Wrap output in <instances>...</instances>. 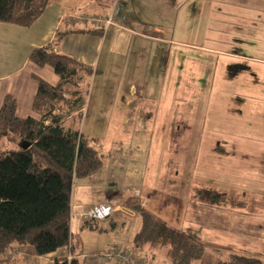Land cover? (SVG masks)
<instances>
[{"label": "rangeland", "instance_id": "1", "mask_svg": "<svg viewBox=\"0 0 264 264\" xmlns=\"http://www.w3.org/2000/svg\"><path fill=\"white\" fill-rule=\"evenodd\" d=\"M186 1L183 0L179 8H184ZM191 6L192 4H188L184 12ZM263 7V1L257 2L258 10ZM187 14L191 16L192 13L188 11ZM193 15L192 17L195 16ZM160 19L163 27L164 19ZM151 20L156 23L155 18ZM202 20L207 27L216 26V22L209 19V14ZM190 22L192 25H200L201 20L195 18ZM187 29L185 19L180 16L177 30L169 33L167 28L168 35L160 36L168 43L166 47L162 45L159 52L151 51L150 41L135 37L138 41H133L129 56L132 62H128L126 67L117 68L124 69L122 77L116 71L112 79L104 82L102 75H94L80 129L89 138V145L98 151L102 167L93 176L74 181L72 209L78 212L77 205H95L100 202L116 205L117 202L133 198L168 224L178 229L185 227L184 232L204 244L201 239L209 235L203 237L200 222L196 225L191 222L195 203L190 201V197L192 185L200 187L195 181L204 169L200 162L203 151L207 152L206 157H216L211 149L207 151L205 144L212 140L232 138V135L253 143L264 141V108L257 105L249 108V100L240 96L236 99L233 116L226 113V106L220 104H231L235 100L218 99L217 92L234 85L232 82L215 84L214 81L208 82L205 79L204 76L210 75L211 80L217 73V67L214 66L216 57L191 49L187 44H198L201 37L196 35L198 28L195 36L187 34ZM232 38L225 36V41L233 42ZM248 41L247 34L241 36L240 44H247ZM240 53L245 54V51ZM125 55L122 54L121 57ZM151 56L161 60L159 66L155 65L160 77L155 82H145L153 67L146 63L152 59ZM241 64L243 63L232 62L227 65L225 74L236 76V73L242 74L250 70ZM258 86L264 87V81L258 83ZM220 108L222 110L218 111ZM189 115L193 116L196 124H188L189 119L191 122ZM229 124H239L241 128L238 132H232L225 128ZM258 145L257 152L264 149V143L262 146ZM250 156L241 163L248 170L250 179L235 180L239 183L246 182L242 183L246 186L243 193L247 191L245 197L255 203L257 198L263 200L262 196L258 197L252 191L264 188V161L262 155L257 159ZM204 171H214V167ZM243 193L238 197H243ZM119 215L118 213L115 217L118 226L116 230L120 231L116 235L105 232H77L74 235L79 241L74 240L78 245V252L85 255L81 259L83 264H110L102 253L114 243L132 249V238L140 228L141 219L137 214L133 218ZM111 228L113 226L109 227V232ZM207 248L203 258L193 264H203L204 261L207 264H218L220 257L213 249ZM139 255L142 256V252ZM153 256L157 262L149 258L147 260L150 264H171L164 248H158Z\"/></svg>", "mask_w": 264, "mask_h": 264}, {"label": "crops", "instance_id": "2", "mask_svg": "<svg viewBox=\"0 0 264 264\" xmlns=\"http://www.w3.org/2000/svg\"><path fill=\"white\" fill-rule=\"evenodd\" d=\"M259 1L264 2V0H187L185 7L179 8L183 4V0H178V2L175 0L174 3L171 0H52L44 15L31 27L0 23V108L5 97L11 95L17 103L16 114L18 117L25 119L33 116L32 104L38 89V79H43L53 86L57 85L59 78L51 67H39L29 60L34 49L48 44L54 45L56 52L70 55L77 61L93 67L95 77L100 74L105 82V80L112 79L116 71L122 77L124 69L117 70V68L126 67L128 62H132L129 56L131 47L134 45L133 41H138L135 37L150 41L151 51L159 52L162 45L166 47L168 41L160 36L168 35L167 28L169 33L177 30L180 16H183L185 25L188 26L186 33L195 36L198 28L196 35L201 37L200 43L187 45L191 49H198L216 57L214 66L217 67V73L211 80L209 79L210 75L204 76L205 79L208 82L214 81L215 84H230L232 82L231 84L234 85L220 89V93L217 92L218 99L235 100L231 104L226 103V105L225 102L220 104L226 106V113L233 116L236 99L240 96L249 100V108H253L255 105L264 108L262 101L264 87L258 86V83L264 81V7L260 10L257 9L258 7L256 8ZM188 4L194 6L187 10L194 14V17L192 14L189 16L187 12H184ZM116 6L121 7V15L114 18V25L105 30L102 36L84 33L99 28L92 23L91 19L105 18L112 13ZM207 14H209L210 20L216 22V26H206V22H203L202 18H205ZM160 17L164 19L163 27H161ZM153 18L156 23L151 20ZM195 18L201 20L200 25L191 24L190 20ZM58 34L61 38L59 42L57 41ZM246 34L249 39L248 43L240 44L241 36ZM225 36H232L233 42L227 43ZM242 46L244 48L240 50ZM241 51H245V54H241ZM122 54H126L125 57H121ZM232 62L234 64L243 63L241 65L250 70L242 74L236 73V76H228L225 74L226 68ZM146 63L153 67L151 71L149 70L150 75L147 80L144 81H157L160 72L155 70V65L159 66L161 60L152 58ZM116 81L118 80L116 79ZM242 83L243 85H241ZM85 110L86 107L83 112ZM220 110L222 108L218 111ZM189 116L191 122L189 119L188 124L191 126L192 123L196 124L193 122V116ZM236 124H229L225 128L232 132H238L241 126ZM231 137L221 141L212 140L205 144L207 151L211 149L216 157H206L207 152L203 151L200 162L204 169L195 183L200 184V187L217 190L243 204L210 205L193 201V193L198 186L192 185L190 201L195 204H193L194 218L191 222L194 225L198 222L202 224L203 237L207 234L209 237L201 239V241L204 242V245L206 244V248L208 246L210 250L213 249V252L220 249L223 257L226 253L237 252L257 256L264 261V188L260 187L258 190L252 191V193H256V196L263 197V200L257 198V201L252 203L245 197L248 192L245 191V195L243 193L246 186H243L242 183L246 184V182L239 183L235 180L250 179L251 176L247 175L248 170L241 165L249 158L250 154H252L250 157L255 159L262 155L264 161V149L258 152L256 150L258 144L262 146L264 141L253 143L240 136L232 135ZM212 167H214V171H204ZM213 172L215 174L211 175ZM192 178L194 179V176ZM192 178L190 177V181L193 180ZM192 183L194 184V181ZM242 193L243 197H238ZM124 202L120 201L113 205L116 208V213L111 220L100 223L102 231H84L82 229L84 219L81 214L97 204L77 205L78 212H74L72 209L71 230L73 235L76 236L77 232L118 234L120 231L116 230L118 228L115 220L116 215L119 213V217L126 215L133 218L136 214L124 206ZM256 214L261 215L257 217ZM110 226L113 228L109 232ZM122 227L124 230L125 223L122 224ZM184 228L182 227L180 230L183 231ZM115 244L119 243L113 245ZM136 252L137 254L142 252V258L153 260L155 259L153 254L157 250L144 249ZM77 254L80 264H83L81 259L85 255L80 252ZM215 254L217 255L216 252ZM6 255L9 259L17 260L19 264H54V260L57 258L71 257L67 247L45 256H38L31 246H15ZM203 264H207L206 261Z\"/></svg>", "mask_w": 264, "mask_h": 264}, {"label": "trees", "instance_id": "3", "mask_svg": "<svg viewBox=\"0 0 264 264\" xmlns=\"http://www.w3.org/2000/svg\"><path fill=\"white\" fill-rule=\"evenodd\" d=\"M51 1L0 0V23L31 27ZM104 31L96 28L84 33L102 36ZM29 60L51 67L59 81L53 86L38 79L33 116L18 117L11 95L0 108V264H19L6 257L15 246H31L38 256L67 247L71 257L57 258L54 264H80L71 230L73 184L102 167L98 151L80 129L94 69L56 52L51 44L34 49ZM193 199L210 205L243 204L204 187L195 188ZM123 205L141 219L132 250L164 248L171 264H193L203 258L205 245L188 233L156 217L133 198ZM82 229L102 231L99 222L89 220H84ZM215 252L218 264H264L257 256L229 252L223 257L220 249ZM147 259L142 258L150 264Z\"/></svg>", "mask_w": 264, "mask_h": 264}, {"label": "built area", "instance_id": "4", "mask_svg": "<svg viewBox=\"0 0 264 264\" xmlns=\"http://www.w3.org/2000/svg\"><path fill=\"white\" fill-rule=\"evenodd\" d=\"M121 7L116 6L112 13L105 18H93L92 23L103 30L114 25V18L120 16ZM116 213V208L108 202L97 204L81 214L84 220L96 221L99 223L111 220ZM102 256L110 264H146L139 257L136 251L127 249L125 245L116 244L103 251ZM148 264V263H147Z\"/></svg>", "mask_w": 264, "mask_h": 264}]
</instances>
